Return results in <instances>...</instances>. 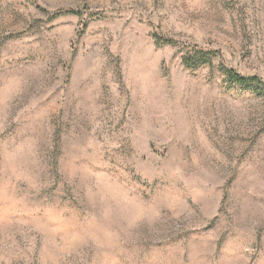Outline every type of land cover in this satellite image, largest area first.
Wrapping results in <instances>:
<instances>
[{"label":"rangeland","instance_id":"obj_1","mask_svg":"<svg viewBox=\"0 0 264 264\" xmlns=\"http://www.w3.org/2000/svg\"><path fill=\"white\" fill-rule=\"evenodd\" d=\"M221 64L264 80V0H0V264H264V92Z\"/></svg>","mask_w":264,"mask_h":264},{"label":"trees","instance_id":"obj_2","mask_svg":"<svg viewBox=\"0 0 264 264\" xmlns=\"http://www.w3.org/2000/svg\"><path fill=\"white\" fill-rule=\"evenodd\" d=\"M37 10L48 14L51 18H57L67 14H80V11L75 9H58L55 11H49L43 8L41 5H36ZM156 42L159 45H166V44H174L176 43L174 40L169 38H163L162 36H155L154 37ZM217 56L215 50H206L203 48H193L190 55L184 58V64L186 67L196 69L204 65H211L213 60ZM221 72H223L226 78L229 80L230 83L234 85H238L246 90H262L264 92V80L257 76V75H244L237 72L234 69H230L229 67L221 64L220 65Z\"/></svg>","mask_w":264,"mask_h":264}]
</instances>
